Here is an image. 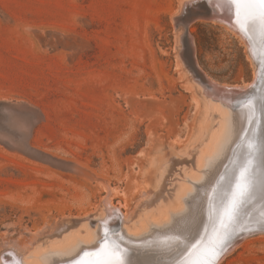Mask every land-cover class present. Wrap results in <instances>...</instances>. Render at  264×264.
<instances>
[{
  "label": "rangeland",
  "instance_id": "374dc122",
  "mask_svg": "<svg viewBox=\"0 0 264 264\" xmlns=\"http://www.w3.org/2000/svg\"><path fill=\"white\" fill-rule=\"evenodd\" d=\"M186 13L179 0H0V251L76 226L105 186L134 207L161 155L175 160L157 194L169 206L208 117L177 56ZM188 33L204 75L250 81L255 64L237 35L201 16ZM217 264H264V231Z\"/></svg>",
  "mask_w": 264,
  "mask_h": 264
},
{
  "label": "bare ground",
  "instance_id": "6f19581e",
  "mask_svg": "<svg viewBox=\"0 0 264 264\" xmlns=\"http://www.w3.org/2000/svg\"><path fill=\"white\" fill-rule=\"evenodd\" d=\"M179 2L186 7L187 13L184 18L178 19L177 23L186 22L187 19H191L189 21L191 22L199 16L218 22L241 39L247 56L253 62L257 60L250 40L237 25L236 18L230 16L231 8L226 0H179ZM184 30L183 25H179L176 33V49L181 56L179 54L177 56L182 68L185 71L186 67L190 70L196 82L194 83L191 79L192 85L198 88L206 100L207 103L204 102L205 116L208 117L205 123L206 128L204 126L205 129L202 127L201 130L202 134L205 131L206 134L202 135L197 147L195 146L197 148L193 155L195 167L188 171L182 170L169 206L167 202L166 206H161L157 194L165 171L174 165L175 160L167 155V157L161 155L157 158V160L161 158L160 162L156 163L158 166L146 171V183L143 185L140 183L139 187L138 198L140 197L141 201L136 202L134 207L127 208L122 201L114 202L112 196L109 195V191L112 192L111 189L105 186L108 191L100 199L98 207L95 206V209L89 212L90 214L86 213L78 217L76 226L69 227L66 232L58 236H51L50 239L36 242L37 237L53 233L44 226L45 228L34 232L31 243L26 242L28 245L3 246L4 249L0 251V264H7L9 256L19 259L21 264H58L72 259L83 249L96 247L98 239H104L107 230H114L117 233L115 237L124 240V249L128 252L122 255L125 264H173L172 262L166 263V252L171 249V245L177 241L183 244L188 235L194 236L196 240L203 236L210 218V204H212L214 190L217 187V180L222 174L220 170L240 142L248 122L245 107H236L235 103H232L237 97L236 92L228 91V89L242 90L248 87L255 78V70L260 64L254 65L252 77L246 83L219 82L206 73L205 75L202 73L195 60L191 33L185 36ZM211 117L216 120L213 118V121ZM208 119L213 121H211L213 123L211 126H208ZM241 146H238L235 157ZM176 155L182 156L179 151ZM261 160L263 163L264 155L262 154L258 161L259 166L262 164ZM231 168L232 165L228 170ZM187 182L191 184L190 187L184 184ZM256 183L254 201L248 205V211L259 214L264 219V178ZM250 232L257 233L261 230L256 229ZM250 232L244 233L238 240H228L224 246L231 242L232 244L223 255L229 252L236 242L250 235ZM194 241H191V245ZM191 245L187 246L186 252ZM220 257L215 264L218 263Z\"/></svg>",
  "mask_w": 264,
  "mask_h": 264
},
{
  "label": "water",
  "instance_id": "95a60500",
  "mask_svg": "<svg viewBox=\"0 0 264 264\" xmlns=\"http://www.w3.org/2000/svg\"><path fill=\"white\" fill-rule=\"evenodd\" d=\"M229 5L230 16L236 18L237 25L250 40L256 54L255 65L260 64L255 70V78L248 87L242 90L228 89V91L236 92V101L232 103H235L236 107H245L248 122L240 142L220 170L222 174L217 180V187L210 204V218L203 236L196 240L194 236L188 235L183 244L178 242L171 245V249L166 252V263L215 264L232 244L231 242L224 246L228 240H238L244 233L252 230L264 231V219L259 214L248 211V205L254 201L256 182L264 178V162L262 163L261 160V166L258 162L260 155H264V25L257 23L250 27L245 22L249 15L259 16L264 11V5L254 0H234ZM190 20L177 24L183 25L185 36L188 35ZM239 145L242 146L235 157ZM231 165L232 168L228 170ZM241 173L246 178L242 180V183L252 186V194L243 201L237 202L234 211L228 215L225 209L231 208L232 192L236 188V181L241 177ZM251 233L254 232L249 234ZM116 235L114 230H107L104 239H98L96 247L83 249L72 259L58 264H114L117 258L122 259V255L128 253L124 249V240L115 237ZM191 241H194L192 245ZM189 245L191 246L186 252ZM7 264H21V261L9 256Z\"/></svg>",
  "mask_w": 264,
  "mask_h": 264
},
{
  "label": "snow or ice",
  "instance_id": "6c2138e0",
  "mask_svg": "<svg viewBox=\"0 0 264 264\" xmlns=\"http://www.w3.org/2000/svg\"><path fill=\"white\" fill-rule=\"evenodd\" d=\"M227 3H233L234 0H226ZM254 2H257L261 5H264V0H254ZM246 24L248 26H255L257 23L264 25V11L260 13L259 16L257 15H249L246 18ZM246 179L244 177V174L241 173V177L237 179L236 181V188L232 192L231 197V208H226L225 213L228 215H231L232 211H234L235 206L237 202L243 201L246 197L250 196L252 194V186L250 184L246 185L242 183V180ZM178 243V241H177ZM114 264H124L123 259L117 258V260L114 262Z\"/></svg>",
  "mask_w": 264,
  "mask_h": 264
}]
</instances>
